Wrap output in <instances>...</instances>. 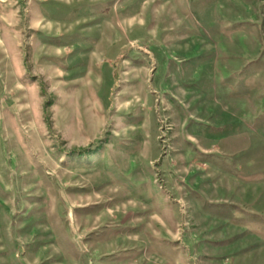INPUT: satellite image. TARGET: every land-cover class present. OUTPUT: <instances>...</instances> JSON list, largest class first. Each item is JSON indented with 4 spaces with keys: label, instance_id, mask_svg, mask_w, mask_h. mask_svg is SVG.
Returning <instances> with one entry per match:
<instances>
[{
    "label": "rangeland",
    "instance_id": "1",
    "mask_svg": "<svg viewBox=\"0 0 264 264\" xmlns=\"http://www.w3.org/2000/svg\"><path fill=\"white\" fill-rule=\"evenodd\" d=\"M0 264H264V0H0Z\"/></svg>",
    "mask_w": 264,
    "mask_h": 264
},
{
    "label": "trees",
    "instance_id": "2",
    "mask_svg": "<svg viewBox=\"0 0 264 264\" xmlns=\"http://www.w3.org/2000/svg\"><path fill=\"white\" fill-rule=\"evenodd\" d=\"M117 71L118 70L116 69V66H115V73L114 74H115L116 77H118V72Z\"/></svg>",
    "mask_w": 264,
    "mask_h": 264
},
{
    "label": "crops",
    "instance_id": "3",
    "mask_svg": "<svg viewBox=\"0 0 264 264\" xmlns=\"http://www.w3.org/2000/svg\"><path fill=\"white\" fill-rule=\"evenodd\" d=\"M231 187V185L229 186V188ZM231 189V188H230Z\"/></svg>",
    "mask_w": 264,
    "mask_h": 264
}]
</instances>
